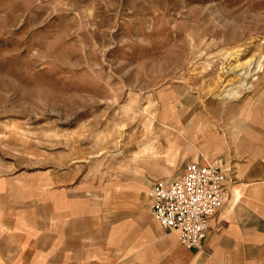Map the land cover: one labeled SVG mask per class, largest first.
Instances as JSON below:
<instances>
[{
    "label": "rangeland",
    "instance_id": "obj_1",
    "mask_svg": "<svg viewBox=\"0 0 264 264\" xmlns=\"http://www.w3.org/2000/svg\"><path fill=\"white\" fill-rule=\"evenodd\" d=\"M260 87L264 0H0L5 173L107 232L182 174L179 115Z\"/></svg>",
    "mask_w": 264,
    "mask_h": 264
},
{
    "label": "crops",
    "instance_id": "obj_2",
    "mask_svg": "<svg viewBox=\"0 0 264 264\" xmlns=\"http://www.w3.org/2000/svg\"><path fill=\"white\" fill-rule=\"evenodd\" d=\"M176 126L183 168L220 161L232 182L201 249L184 246L152 215L107 232L85 196L78 211L73 199L31 193L1 160L0 264H264V87L202 102Z\"/></svg>",
    "mask_w": 264,
    "mask_h": 264
},
{
    "label": "built area",
    "instance_id": "obj_3",
    "mask_svg": "<svg viewBox=\"0 0 264 264\" xmlns=\"http://www.w3.org/2000/svg\"><path fill=\"white\" fill-rule=\"evenodd\" d=\"M231 183L220 161L188 162L182 174L151 183V214L164 229L176 232L184 246L201 249L231 198Z\"/></svg>",
    "mask_w": 264,
    "mask_h": 264
},
{
    "label": "bare ground",
    "instance_id": "obj_4",
    "mask_svg": "<svg viewBox=\"0 0 264 264\" xmlns=\"http://www.w3.org/2000/svg\"><path fill=\"white\" fill-rule=\"evenodd\" d=\"M239 64V63H238ZM129 169L131 170V171H134V172H136V173H140V171L139 170H137L136 168H133V167H131V166H129ZM134 169V170H133Z\"/></svg>",
    "mask_w": 264,
    "mask_h": 264
}]
</instances>
